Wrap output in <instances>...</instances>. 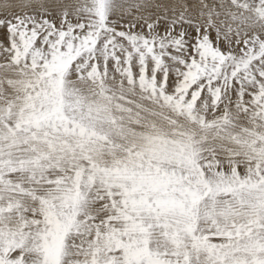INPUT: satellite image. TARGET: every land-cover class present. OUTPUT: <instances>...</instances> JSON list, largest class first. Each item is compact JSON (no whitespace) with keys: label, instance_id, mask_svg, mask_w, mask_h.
I'll return each mask as SVG.
<instances>
[{"label":"snow or ice","instance_id":"1","mask_svg":"<svg viewBox=\"0 0 264 264\" xmlns=\"http://www.w3.org/2000/svg\"><path fill=\"white\" fill-rule=\"evenodd\" d=\"M0 264H264V0H0Z\"/></svg>","mask_w":264,"mask_h":264}]
</instances>
